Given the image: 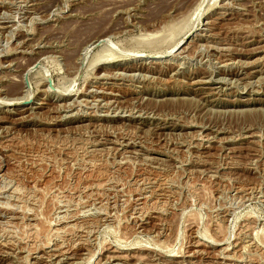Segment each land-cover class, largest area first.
Segmentation results:
<instances>
[{
    "label": "rangeland",
    "instance_id": "374dc122",
    "mask_svg": "<svg viewBox=\"0 0 264 264\" xmlns=\"http://www.w3.org/2000/svg\"><path fill=\"white\" fill-rule=\"evenodd\" d=\"M0 264H264V0H0Z\"/></svg>",
    "mask_w": 264,
    "mask_h": 264
},
{
    "label": "bare ground",
    "instance_id": "6f19581e",
    "mask_svg": "<svg viewBox=\"0 0 264 264\" xmlns=\"http://www.w3.org/2000/svg\"><path fill=\"white\" fill-rule=\"evenodd\" d=\"M100 34H101V36H100V35H97V36L93 37L94 39H93L92 41H100V38H105L104 35H103L104 33H100ZM105 34H106V32H105ZM184 36H185V35H184ZM183 38H184V37H183ZM183 38H182V39H183ZM87 39H88V37H87ZM89 39H90V37H89ZM91 39H92V38H91ZM182 39H181V40H182ZM84 40H85V39H84ZM181 40H180V41L177 40V43L175 42V43L173 44V46L170 47V48H171V49L176 48V47L180 44ZM88 41H89V40H88ZM92 41H91V42H92ZM78 42H79V41H78ZM91 42H90V43H91ZM150 43H151V42H150ZM93 44H94V43H93ZM93 44H92V45H93ZM85 45H86V44H85ZM171 45H172V44H171ZM150 47H151V46H150ZM83 49H84V48H83ZM162 51H163V50H162ZM169 51H170V50H169ZM171 51H172V50H171ZM159 52H160V51H159ZM151 54H152V53H151ZM160 56H161V55H160ZM148 57H149V56H148ZM157 57H158V56H157ZM97 62L100 63V65H98L99 68H98L97 70L95 69V70L97 71V73H98V72H100V70H102V69L104 70V69H105V64H110V63L117 62V61H116L114 58H111V57H110V58H103V57H102V58H100V60H98ZM95 63H96V62H95ZM67 64H68V63H67ZM67 64H66V65H67ZM71 64H72V63H71ZM92 66H93V65H92ZM71 68H72V67H71ZM106 71H109V70H106ZM21 80H22V79H21ZM21 87H22V86H21ZM65 91H66V90H65ZM76 91H77V90H76ZM68 92H70V91H68ZM68 92H67V93H68ZM81 93H82V92H81ZM20 94H21V93H20ZM77 94H78V92H77ZM22 95H23V94H22ZM22 98H25L26 100H28L27 97H25V96H21V95H19V94L17 95V93L14 94V95H12V97H11L10 99L13 100V101H14V100H17V101H18L19 99H22ZM8 99H9V97H8ZM91 99H92V98H91ZM6 100H7V99H6ZM19 101H20V100H19ZM25 102H26V101H25ZM107 105H108V104H107ZM58 107H59V106H58ZM62 108H63V107H62ZM59 109H60V108H59ZM64 111H65V110H64ZM60 248H61V247H60ZM55 257H56V256H55ZM90 257H91V256H90Z\"/></svg>",
    "mask_w": 264,
    "mask_h": 264
}]
</instances>
